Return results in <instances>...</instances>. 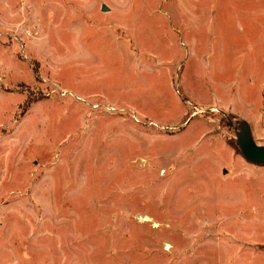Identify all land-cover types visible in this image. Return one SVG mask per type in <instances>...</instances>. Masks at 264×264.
<instances>
[{
	"label": "rangeland",
	"instance_id": "rangeland-1",
	"mask_svg": "<svg viewBox=\"0 0 264 264\" xmlns=\"http://www.w3.org/2000/svg\"><path fill=\"white\" fill-rule=\"evenodd\" d=\"M245 135L264 0H0V264H264Z\"/></svg>",
	"mask_w": 264,
	"mask_h": 264
},
{
	"label": "water",
	"instance_id": "water-1",
	"mask_svg": "<svg viewBox=\"0 0 264 264\" xmlns=\"http://www.w3.org/2000/svg\"><path fill=\"white\" fill-rule=\"evenodd\" d=\"M107 9L108 6L103 5V10ZM239 144L246 159L253 163L264 164V145L257 144L250 135L241 137Z\"/></svg>",
	"mask_w": 264,
	"mask_h": 264
}]
</instances>
